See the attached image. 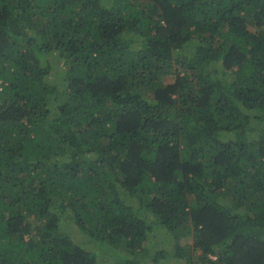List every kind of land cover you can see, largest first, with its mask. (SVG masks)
<instances>
[{
  "label": "trees",
  "instance_id": "obj_1",
  "mask_svg": "<svg viewBox=\"0 0 264 264\" xmlns=\"http://www.w3.org/2000/svg\"><path fill=\"white\" fill-rule=\"evenodd\" d=\"M157 225L264 264V0H0V264H159Z\"/></svg>",
  "mask_w": 264,
  "mask_h": 264
},
{
  "label": "rangeland",
  "instance_id": "obj_2",
  "mask_svg": "<svg viewBox=\"0 0 264 264\" xmlns=\"http://www.w3.org/2000/svg\"><path fill=\"white\" fill-rule=\"evenodd\" d=\"M59 65L56 68L57 71L61 70V66ZM60 231L70 236V239L75 240L86 249H90L92 247L88 242L85 233L69 219L64 218L62 220V222L60 223ZM148 235L149 237L147 242H148L149 250L151 252L157 250V248H163L168 253V256L161 259L159 264H189L184 259H180L173 256V249L172 246H170L171 238L170 236L165 234V229L162 226L160 225L155 226L154 230L150 232ZM95 253L98 256H100V251L98 250V248H95Z\"/></svg>",
  "mask_w": 264,
  "mask_h": 264
}]
</instances>
